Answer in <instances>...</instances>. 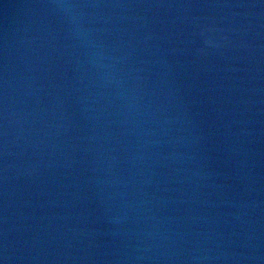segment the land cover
Returning a JSON list of instances; mask_svg holds the SVG:
<instances>
[{
    "label": "water",
    "instance_id": "water-1",
    "mask_svg": "<svg viewBox=\"0 0 264 264\" xmlns=\"http://www.w3.org/2000/svg\"><path fill=\"white\" fill-rule=\"evenodd\" d=\"M0 260L264 264V0H0Z\"/></svg>",
    "mask_w": 264,
    "mask_h": 264
},
{
    "label": "clouds",
    "instance_id": "clouds-1",
    "mask_svg": "<svg viewBox=\"0 0 264 264\" xmlns=\"http://www.w3.org/2000/svg\"><path fill=\"white\" fill-rule=\"evenodd\" d=\"M61 7L65 8V9H71V8H73L74 6L71 5V4H65V5H61Z\"/></svg>",
    "mask_w": 264,
    "mask_h": 264
},
{
    "label": "snow or ice",
    "instance_id": "snow-or-ice-1",
    "mask_svg": "<svg viewBox=\"0 0 264 264\" xmlns=\"http://www.w3.org/2000/svg\"><path fill=\"white\" fill-rule=\"evenodd\" d=\"M0 264H3V261L2 260H0Z\"/></svg>",
    "mask_w": 264,
    "mask_h": 264
}]
</instances>
